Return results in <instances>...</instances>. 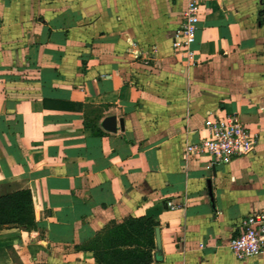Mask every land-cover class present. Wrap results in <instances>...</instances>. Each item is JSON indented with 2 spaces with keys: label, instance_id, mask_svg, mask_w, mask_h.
Returning a JSON list of instances; mask_svg holds the SVG:
<instances>
[{
  "label": "crops",
  "instance_id": "crops-1",
  "mask_svg": "<svg viewBox=\"0 0 264 264\" xmlns=\"http://www.w3.org/2000/svg\"><path fill=\"white\" fill-rule=\"evenodd\" d=\"M190 1L0 0V197L34 213L0 226V264H264L229 248L264 211V0H198L193 66ZM209 116L255 154L186 158Z\"/></svg>",
  "mask_w": 264,
  "mask_h": 264
},
{
  "label": "built area",
  "instance_id": "built-area-1",
  "mask_svg": "<svg viewBox=\"0 0 264 264\" xmlns=\"http://www.w3.org/2000/svg\"><path fill=\"white\" fill-rule=\"evenodd\" d=\"M202 7L198 0H191L184 14L183 24L173 36V50L182 54L189 66L195 64L193 46L201 20ZM205 126L208 135L185 148L186 158L210 155L215 163H228L255 154L259 138L237 116H209ZM167 207L170 210L181 208L171 202ZM229 248L234 258L240 262L264 254L263 210L252 212L243 219L239 232L229 243Z\"/></svg>",
  "mask_w": 264,
  "mask_h": 264
},
{
  "label": "trees",
  "instance_id": "trees-1",
  "mask_svg": "<svg viewBox=\"0 0 264 264\" xmlns=\"http://www.w3.org/2000/svg\"><path fill=\"white\" fill-rule=\"evenodd\" d=\"M32 204V196L26 191L0 197V226H30L34 220Z\"/></svg>",
  "mask_w": 264,
  "mask_h": 264
},
{
  "label": "water",
  "instance_id": "water-1",
  "mask_svg": "<svg viewBox=\"0 0 264 264\" xmlns=\"http://www.w3.org/2000/svg\"><path fill=\"white\" fill-rule=\"evenodd\" d=\"M103 128L108 131V132H116V119L111 117L106 119V121L103 124ZM209 188L210 187V183H209Z\"/></svg>",
  "mask_w": 264,
  "mask_h": 264
}]
</instances>
